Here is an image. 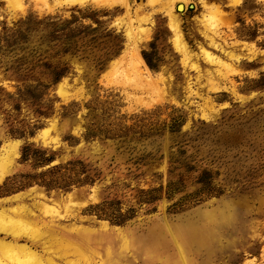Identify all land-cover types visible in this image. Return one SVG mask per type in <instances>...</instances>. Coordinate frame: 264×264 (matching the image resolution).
<instances>
[{
  "label": "rangeland",
  "instance_id": "1",
  "mask_svg": "<svg viewBox=\"0 0 264 264\" xmlns=\"http://www.w3.org/2000/svg\"><path fill=\"white\" fill-rule=\"evenodd\" d=\"M127 1L129 7L0 0V29L27 14L75 15L73 25L95 27L81 33L84 41L93 38L102 49L119 45L101 68L91 55H62L69 69L47 88L36 86L40 68L29 70L12 52L0 50V156L8 166L0 180V210L14 203L38 211V205L51 203L54 222L39 231L38 250L56 264H110L107 259L111 264H264V0H188L174 10L182 46L172 44L159 1ZM204 2L219 11L212 13ZM136 8L148 15L151 23L141 27L150 26L151 32L135 44L128 30L140 31L127 21ZM39 48L36 53L45 55L44 45ZM100 48L93 53L100 54ZM173 117L180 127L161 134L137 121L160 124ZM91 120L115 128L131 125L124 146L132 152H119L118 139L85 142L82 133ZM138 131L145 136L138 137ZM25 145L43 149L53 161L32 167L30 158L21 159ZM178 149L192 168L180 188L167 194L169 155ZM148 151L162 157L143 165L127 160ZM71 158L95 166L100 178L68 189L22 185L23 175ZM203 169L209 178L197 181ZM159 186L154 201L141 198L140 189ZM13 194L23 196L17 203L4 202ZM102 201L129 216L112 222L96 215ZM101 222L123 228L125 249L115 236L95 229ZM0 223L9 226L2 213ZM40 223L17 229L31 237ZM79 232L94 242L78 244Z\"/></svg>",
  "mask_w": 264,
  "mask_h": 264
},
{
  "label": "trees",
  "instance_id": "2",
  "mask_svg": "<svg viewBox=\"0 0 264 264\" xmlns=\"http://www.w3.org/2000/svg\"><path fill=\"white\" fill-rule=\"evenodd\" d=\"M77 18L72 15L70 19H60L58 16L47 14L41 17L33 14H27L26 16L18 19L11 26H2L0 29V50L12 52L14 60L19 64H26L29 70L34 68H40V73L35 77L36 86H44L47 88L49 85L56 83L69 69V65L66 61L61 60L60 57L66 53H78L82 56L91 55L95 61L97 67L101 68L103 60L110 56L117 50L119 45L114 48L102 49L104 45H95L93 38L84 41L81 33L85 30L93 31L95 27L73 25ZM121 40V39H120ZM54 44L51 45L52 42ZM36 42V43H35ZM119 44V43H118ZM48 50H54L42 55L40 53L41 46ZM101 46V48H100ZM100 48L102 52L95 55L94 50ZM39 51V54L36 52ZM37 54V55H35ZM147 66L153 68L149 59L142 54ZM57 57L56 59H53ZM42 76H45L44 78ZM92 108V107H90ZM143 119L137 121L141 124L142 128L146 127L150 132H156L161 134L164 128H168L171 132L176 131L177 127H180L181 120L173 117L168 123H141ZM178 120V121H177ZM112 123H98V121L91 120L85 127L82 133V138L85 142L98 139L104 142L106 139H118L120 144L118 147L123 146L122 151L132 152V148L124 146L129 140L128 132L131 129L130 126L120 125L112 127ZM132 125H135L134 123ZM149 126V127H148ZM138 137H142L143 132L138 131ZM145 136V135H143ZM183 150H177L176 155H169V166L167 172L171 177L167 180L165 189L167 194L174 193L180 188L183 183L184 177L187 175L192 165H189L185 159H180ZM162 155L156 156L152 152H141L136 155L129 156L127 160H131L133 164H149L158 159ZM31 159L32 167H38L44 163L50 164L53 161L52 156L46 157L43 154V149L31 148L29 145H25L22 148L21 159ZM208 170L203 169L202 172L196 178L197 181L203 182L206 178L208 180ZM205 176V177H203ZM100 178V171L95 166L89 165L82 158H71L64 162L49 165L47 168L34 172L29 175H23L24 181L22 185H29L36 183L45 187L68 189L71 186L91 184L95 179ZM162 187H153L149 189H140V192L144 195L141 197L144 201L150 203L156 199L153 194L154 191L161 189ZM109 205V206H108ZM100 206V207H99ZM117 205L109 204L106 201L100 202L96 207L95 213L98 216H105L112 222H122L129 215L119 212Z\"/></svg>",
  "mask_w": 264,
  "mask_h": 264
},
{
  "label": "bare ground",
  "instance_id": "3",
  "mask_svg": "<svg viewBox=\"0 0 264 264\" xmlns=\"http://www.w3.org/2000/svg\"><path fill=\"white\" fill-rule=\"evenodd\" d=\"M59 1H61L63 3H68V4L69 3L70 4L71 3H84V2L90 1V2H93L96 4H100V5H109L110 6L113 4H120V5H123V6L125 5L126 7H129V2L127 0H59ZM156 1H159V4L161 5L160 7H162V9L164 10V12L167 16V20H168L167 24H169L170 30H171L170 39H171L172 44L177 45V46L178 45H180V46L185 45L183 38H182L180 28H179V22H178L176 15H175L174 10L175 9L181 10L183 8L184 4L188 0H146L145 2H146V4L152 5L153 3H156ZM204 5L206 8H208V10H212V13L219 11V6H217L216 4H214L212 2L211 3L210 2H204ZM138 8H136L134 10L133 16L132 17L129 16L130 18L127 21L129 26L133 22H136L137 28L140 31L139 32L140 34L136 33L135 35H133V31H130V29L128 30V33H129L128 35L133 36V37L131 36V38H133L132 42L134 41L135 44H136V42L138 43L142 40L149 38L150 32H151L150 26L141 27V24H144L145 22L151 23V20L149 19L148 15H146L144 12L138 11ZM209 30L212 31V34L216 33L215 26L210 27ZM208 37H209V40L211 43L215 42V40H213V35H208ZM229 56L233 57L234 55L229 54ZM208 57H210V56H208ZM135 58L137 59V61L141 62V58L139 56H135ZM213 58L214 57H212L210 59H213ZM218 61H220V60H218ZM3 157L4 156H2V155L0 156V180L3 177V175L5 174V172L8 170L6 160L3 159ZM22 196H23V194H13L12 196H9L8 198H6V200H4V202H8V203L15 202V203H17L21 200L20 197H22ZM0 205H2V202L0 203ZM36 208H38L37 209L38 211H34L32 208H29L28 206H17V205H14V203H13L6 208L2 207V209L0 210V213H2L3 216H5L7 218V222H9V226H5L2 223H0V264H53L54 263V262L52 263L50 257L48 258V256H46L47 258H44L42 256V254L39 252V250H38L39 244L38 243L41 239L38 241L37 236H40V235H38L39 231L43 232L42 230H44V231L48 230V226H50L54 222L52 215H53L55 208L52 206L51 203H47V204L42 203L41 206L38 205ZM39 221H41V223L39 226H36V227L34 226L36 228V229L34 228L36 233H35V235H32L31 237H28L29 236L28 234H27L28 238L26 236L24 237L21 234V232L18 230L20 228L19 226L22 224H25V223L26 224L27 223L36 224ZM17 227H19V228L17 229ZM21 228H23V227H21ZM98 228L99 229L102 228V232L104 234H111L112 236H115L116 239L119 240V242L121 244L120 249H123V248L125 249V247H126V245H125L126 240L125 239L126 238H124V236H123V228H120L119 226H107L105 223H102V222L99 225H97L95 229H98ZM49 229H51V228L49 227ZM95 229H90V230H95ZM22 230H24V228ZM31 230H32V228H31ZM27 233H28V231H27ZM47 234H49V233H47ZM77 234H79V236H80V238L77 242L78 244H81L84 242H85V244L94 242L87 235L84 236L82 232H79ZM7 237H9V240H5V238H7ZM22 240H24V242H21ZM83 240H85V241H83ZM107 250L108 249H106V251ZM66 260L68 261V259H66ZM107 260L111 264L110 259H107ZM54 264H56V263H54Z\"/></svg>",
  "mask_w": 264,
  "mask_h": 264
},
{
  "label": "water",
  "instance_id": "4",
  "mask_svg": "<svg viewBox=\"0 0 264 264\" xmlns=\"http://www.w3.org/2000/svg\"><path fill=\"white\" fill-rule=\"evenodd\" d=\"M178 7V6H177Z\"/></svg>",
  "mask_w": 264,
  "mask_h": 264
}]
</instances>
